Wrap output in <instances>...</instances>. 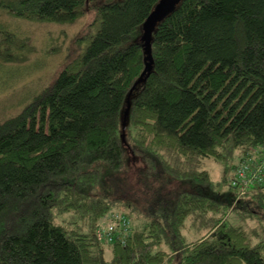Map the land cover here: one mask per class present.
<instances>
[{"label": "trees", "instance_id": "obj_1", "mask_svg": "<svg viewBox=\"0 0 264 264\" xmlns=\"http://www.w3.org/2000/svg\"><path fill=\"white\" fill-rule=\"evenodd\" d=\"M157 1L0 0L14 19L71 24L94 11L96 23L0 121V264H264L260 229L227 218L264 225V166L242 190L202 166L237 151L224 167L237 181L240 165L262 164L264 0H180L153 24L147 58L143 22ZM26 43L0 23V60H21ZM131 158L138 188L127 195ZM54 210L76 218L58 223ZM111 212L130 228L107 242L99 219ZM188 221L202 231L191 240Z\"/></svg>", "mask_w": 264, "mask_h": 264}, {"label": "rangeland", "instance_id": "obj_2", "mask_svg": "<svg viewBox=\"0 0 264 264\" xmlns=\"http://www.w3.org/2000/svg\"><path fill=\"white\" fill-rule=\"evenodd\" d=\"M1 14V25L13 30L19 38L24 39L27 43L25 51L22 52L24 55L21 60L16 62L0 60V121L14 116L38 90L49 85L69 59L74 57L76 48L85 46L87 37L96 29L94 11L86 12L71 24L32 22L20 18L14 19L4 13ZM84 37H86L85 40ZM17 55L20 56L19 53ZM237 154L238 152L234 151L232 155L220 162L211 158L204 159L202 166L209 171L213 180H220L225 175L226 179L230 181L232 173L229 169L231 168L224 171V167L236 163ZM250 158L252 159V157ZM128 165L123 173L126 183H128L123 185L126 189L123 194L127 195L138 188L135 175L140 166V161L131 158ZM217 189L220 192H229L227 185H221ZM113 198L121 199L122 197L113 196ZM53 213L54 221L58 223L66 224L65 222H67L69 224L76 218L71 211L59 214L54 210ZM111 214L112 212L99 219L100 228L112 223ZM140 216L138 212H133L132 222L134 225L140 222ZM227 218L232 222L242 224L246 228L260 229L261 236L264 234V225H260L256 218L241 219L235 210L228 212ZM186 226L184 230L186 240H191L202 233V231L194 230L189 225V221ZM251 240L252 242L255 241L256 237H252ZM107 252L106 249V255H108Z\"/></svg>", "mask_w": 264, "mask_h": 264}, {"label": "built area", "instance_id": "obj_3", "mask_svg": "<svg viewBox=\"0 0 264 264\" xmlns=\"http://www.w3.org/2000/svg\"><path fill=\"white\" fill-rule=\"evenodd\" d=\"M263 166H264V158L262 159V164H259L256 167L253 166V167H251V169H248L247 165H245V164L240 165L234 171V175L236 176L237 181L239 183L231 177V179H230L231 184L237 186V188L242 190L246 186V184L248 183V180H249V178L246 177V175H248L246 172L249 170V171H251V174H253V176H254V173L259 171L260 168H262ZM110 218L115 219L114 222L116 223V226L112 222L109 225H107L106 227L98 229V236L102 240H105L107 242L112 241L114 239L113 238L114 235L117 232H118V235H122V234L126 233L130 228L129 227V224H130L129 218H127L125 216H121V215H112V214L110 215ZM117 223H118V225H117Z\"/></svg>", "mask_w": 264, "mask_h": 264}, {"label": "water", "instance_id": "obj_4", "mask_svg": "<svg viewBox=\"0 0 264 264\" xmlns=\"http://www.w3.org/2000/svg\"><path fill=\"white\" fill-rule=\"evenodd\" d=\"M180 0H158L155 4L154 8L146 18V20L143 22V29H144V52L147 55V58L150 53V46H149V40H150V33L151 28L156 20L161 18L168 10L174 7ZM141 81V77L137 80V82ZM128 107H129V101L127 99V107L124 110V116L128 113Z\"/></svg>", "mask_w": 264, "mask_h": 264}]
</instances>
